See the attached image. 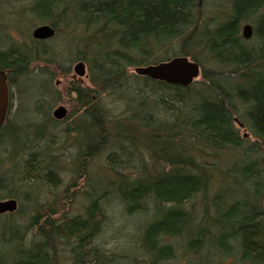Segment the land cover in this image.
Masks as SVG:
<instances>
[{
	"label": "trees",
	"instance_id": "trees-1",
	"mask_svg": "<svg viewBox=\"0 0 264 264\" xmlns=\"http://www.w3.org/2000/svg\"><path fill=\"white\" fill-rule=\"evenodd\" d=\"M230 2L198 29L199 0L0 3V68L20 93L0 129V199L19 205L0 216V264H264V0ZM26 22L60 49L7 33ZM180 56L214 72L189 88L128 76ZM63 61H89L92 84L72 81L67 126L50 112Z\"/></svg>",
	"mask_w": 264,
	"mask_h": 264
},
{
	"label": "rangeland",
	"instance_id": "rangeland-1",
	"mask_svg": "<svg viewBox=\"0 0 264 264\" xmlns=\"http://www.w3.org/2000/svg\"><path fill=\"white\" fill-rule=\"evenodd\" d=\"M24 1H25V3H28L30 0H27V2H26V0H0V3H2L3 5L9 4L13 10H16V9H19L20 7L23 6ZM215 1L216 0H199V5H198L199 14L202 15L203 18H201V23L199 22V24H198L199 26H197V29L199 27H201L202 22L204 21L203 19H205L204 16H210L209 19L212 22V23H210L211 27H214L216 24H219L222 21H225L227 19V17L229 16L230 5H231L230 0H217L216 2ZM24 24L27 27V29L25 28V30H23V31H26V33L16 31L12 34L11 29H9L7 31V33L11 36L13 35L18 40L20 38L29 40L31 33H33V31L37 28L36 26L38 24L35 23L36 26H32V23H30V22H26ZM29 24H31V25L29 26ZM10 26H13V25H10ZM0 27H1V25H0ZM243 27L244 26H241L240 32H241L242 39L246 43L245 45H247L248 47L252 46V48L254 46H259L260 43L257 42V37L255 36V33H254L251 40H246L243 38ZM28 31L30 32L29 35H27ZM14 37H12V41H16L14 39ZM60 39H57V40L53 39L50 42H48L47 44L52 46L53 48L56 47L57 49H60V46H61ZM175 50H176V52H179V50H180L179 46L175 47ZM172 52H174V51H172ZM162 53L158 57H167V56H165V54H162ZM77 63L78 62H76V61H73V62L63 61L61 63V65H59V66L54 64V66L48 67L49 72L53 76V79H52L53 91L52 92H53V94H55L54 95L55 99H53L52 103H51V106H52V109L50 110L51 116H53L54 111L57 110L59 107H65L66 110L68 111L67 117L65 118V120H63L65 126L69 125L70 123H73L75 121V118L79 117L80 113H81L80 109H78V107H77V104L75 101V95L72 94V92H70L71 86H72V81L75 80V81H77V83H81V87H83L84 89H88V88L92 87V84H91L90 79H89V61H86L88 78L87 77L80 78L78 76L75 77L74 68H75ZM37 68L46 70L47 66L44 65V62H39V64L36 63V70H37ZM32 69L35 70V67H32ZM219 69H222V67H219ZM203 70L209 71V72H214L213 68H212V64L209 62H205ZM203 70H202V72H203ZM40 71H42V70H40ZM40 71H38V72H40ZM69 71H70V74H69ZM218 71L219 70H217V72ZM39 74H41V73H39ZM128 76L129 77L130 76L137 77V75L133 72V69H129ZM198 81H199V83H201L202 78H199ZM25 84L26 83H23V85H25ZM31 85L36 88V84L34 82H32ZM9 87H11V86H9ZM10 92H11V97L13 98L12 103H14V105H15L13 111H15V109H17V107L19 108V106H20V103H19L20 93L18 92L17 88L11 89ZM108 102L112 104V107H115V108L118 107L117 109H119V106H121V103L118 101L114 102L113 100H110ZM78 110H79V112H78ZM116 111H119V110H116ZM15 113H19L20 115H22V112H18L17 110ZM71 115H73L72 118H70ZM63 121H61V122H63ZM14 123H16V121H14ZM29 123H31V121ZM238 128H239V126H238ZM240 132L242 134H246V132H244L242 129H240ZM249 141L254 142L253 138H249ZM263 150H264V148H263ZM64 210H66V208Z\"/></svg>",
	"mask_w": 264,
	"mask_h": 264
},
{
	"label": "water",
	"instance_id": "water-1",
	"mask_svg": "<svg viewBox=\"0 0 264 264\" xmlns=\"http://www.w3.org/2000/svg\"><path fill=\"white\" fill-rule=\"evenodd\" d=\"M254 29L252 25L247 24L243 28V36L246 40L253 37ZM55 36V30L48 25L38 27L34 33L35 40H49ZM201 67L195 61H191L187 57H175L169 61L162 62L156 65L147 67H138L134 71L138 76L146 77L151 80L162 82L172 86H180L188 88L192 86L195 80L200 75ZM76 76H86V65L84 62H79L74 68ZM9 86L8 76L0 68V129L4 126L8 104H9ZM54 118L62 120L67 116V110L64 107H59L54 111ZM18 211V202L16 200L0 199V215L13 214Z\"/></svg>",
	"mask_w": 264,
	"mask_h": 264
},
{
	"label": "flooded vegetation",
	"instance_id": "flooded-vegetation-1",
	"mask_svg": "<svg viewBox=\"0 0 264 264\" xmlns=\"http://www.w3.org/2000/svg\"><path fill=\"white\" fill-rule=\"evenodd\" d=\"M36 41V40H35ZM38 41V40H37ZM38 42H47V41H38ZM10 84V83H9ZM11 89H12V87H10ZM10 99H11V101H10V103H9V109H8V114H7V119H6V121L8 120V118H9V116H10V112H12L13 110H14V103H12V101H13V98L11 97V92H10ZM16 108V107H15Z\"/></svg>",
	"mask_w": 264,
	"mask_h": 264
}]
</instances>
